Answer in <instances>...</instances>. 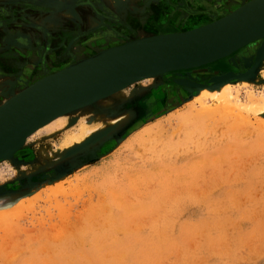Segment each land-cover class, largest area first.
Masks as SVG:
<instances>
[{
	"label": "rangeland",
	"instance_id": "374dc122",
	"mask_svg": "<svg viewBox=\"0 0 264 264\" xmlns=\"http://www.w3.org/2000/svg\"><path fill=\"white\" fill-rule=\"evenodd\" d=\"M1 1L18 14L29 11L26 4L44 8L41 20L55 26L71 7L96 6L94 0ZM138 1L102 0L98 6H106L107 13L123 9L143 14L146 7L139 10ZM181 3L168 0L172 14L179 8L184 12L176 25L193 15L191 6ZM29 19L25 24L45 28L41 39L51 37L50 27ZM140 35L114 36L101 50L71 43L74 57L39 72L33 81ZM256 44L200 67L130 84L87 110L64 114V126L31 134L20 154L0 160V264H264V127L255 112L249 122L236 110L227 114L221 109L205 118L200 131L199 117L188 122L178 118L196 103L200 89L176 82L187 78L211 85L213 76L227 73L218 69L226 60L245 72L255 63ZM8 45L5 40L4 47ZM10 80L0 77V101L4 93L28 84ZM247 81L256 90L264 88V60ZM242 82L234 83L245 101L248 88ZM205 102L217 107L211 99ZM198 104L194 108L200 110ZM82 123L91 133L63 147ZM59 181L68 189L64 197L40 192ZM67 203L71 211L63 214Z\"/></svg>",
	"mask_w": 264,
	"mask_h": 264
},
{
	"label": "water",
	"instance_id": "95a60500",
	"mask_svg": "<svg viewBox=\"0 0 264 264\" xmlns=\"http://www.w3.org/2000/svg\"><path fill=\"white\" fill-rule=\"evenodd\" d=\"M252 1V0H251ZM264 35V0L248 5L206 25L182 32L140 37L85 59L69 70L35 84L0 106V160L45 121L103 96L108 90L145 76L199 67L233 54ZM264 60V41L254 65L245 72H227L210 81L251 77ZM176 82L189 89L202 83L187 78Z\"/></svg>",
	"mask_w": 264,
	"mask_h": 264
},
{
	"label": "flooded vegetation",
	"instance_id": "af4514ba",
	"mask_svg": "<svg viewBox=\"0 0 264 264\" xmlns=\"http://www.w3.org/2000/svg\"><path fill=\"white\" fill-rule=\"evenodd\" d=\"M7 1L10 2L13 0H5V2ZM101 1L102 0H94L96 5L94 7H71V13L63 14L66 16L65 19L61 18L63 23L57 24L54 29H51V37L46 40L43 38L41 39L45 28L42 26L36 27V22L31 25L25 24V22H29L27 19L30 18L29 20L31 21V18H33L37 22L41 21L43 24L48 25L41 20L44 15V13L41 14L45 11L43 10L44 8L41 9L26 4V6H29V11H23L18 14L14 9L9 10L8 6H1L2 1L0 0V77L8 76L11 82H16L17 86L24 85L26 82L28 83L30 80L35 79L39 72L52 71L60 62H69L74 57V52H76L69 49L71 43H75L76 47H84L86 51L91 47H104L112 44L114 36L123 39L137 37L149 27L164 25L169 19L171 24H174L177 17L184 13L183 10L179 8L178 11L176 10L175 13L172 14L174 8L172 5L168 4V0L138 1L139 10H142L143 6L146 7L143 14L130 13L129 10L126 12L123 9L107 13L106 6L101 3L102 7L100 8L98 6V2ZM172 1L175 2V4L181 3V0ZM182 1V5L187 3L191 6V9L196 11L199 9L205 11L207 5L212 7L215 6L217 8H214V16L224 14L231 5H234V3L224 0H222V3H220V0ZM223 1L226 2L225 5H223ZM91 2V0H88L87 4ZM157 2H159V7L161 8L158 14L164 16L165 19H156L158 14L155 13L154 8ZM6 14H11V17L8 18L4 16ZM203 19L209 21L207 17ZM197 21L198 19L194 22L196 23ZM97 22L101 23L100 25L98 24L99 27L90 29L93 26H97ZM5 40H8L9 43V47L7 48L4 47ZM240 58L237 57L235 60H239ZM218 69L226 72H240L238 67L228 63L227 60L225 65L219 66Z\"/></svg>",
	"mask_w": 264,
	"mask_h": 264
},
{
	"label": "bare ground",
	"instance_id": "6f19581e",
	"mask_svg": "<svg viewBox=\"0 0 264 264\" xmlns=\"http://www.w3.org/2000/svg\"><path fill=\"white\" fill-rule=\"evenodd\" d=\"M253 1V0H252ZM251 0H240V1H238L237 3H234V5H231L230 6V8L228 9V11H226L224 14H222V15H220V16H213V12L212 11H210V12H207L208 14H209V16L213 19V21H215V20H219L220 18H223V17H225V16H227L228 14H231L232 12H235V11H237V10H239L240 8H242V7H244V6H246V5H248L249 3H251L252 2ZM213 9V8H212ZM220 12H221V10H220ZM223 12V11H222ZM161 17V16H160ZM219 17V18H218ZM195 21H196V19H195ZM199 21V20H198ZM197 21V22H198ZM213 21H211V22H213ZM208 23H210L209 21H206V23H204V24H202V25H199L198 27H200V26H203V25H206V24H208ZM183 25V24H182ZM187 25V24H186ZM160 26V25H159ZM188 26V25H187ZM157 27V26H156ZM189 27V26H188ZM158 28V27H157ZM197 28V27H196ZM186 29V28H185ZM192 29H194L193 27H192ZM189 30H191V29H189ZM152 31V33H149L148 34V30H144V35H142V38L143 37H147V36H155V35H159V34H169V33H175V32H182V31H188V30H179V28H178V30L176 29V30H174V29H172V31H167V32H165V31H162V32H160L159 33V31H157V30H154V29H152L151 30ZM150 32V31H149ZM158 33V34H157ZM25 41H27V42H29L28 40H25ZM263 41H264V35H262V36H260V37H258V38H256V39H254L253 41H251V42H249L248 44H246L244 47H246V46H250V47H252V45L253 44H255V43H257L258 44V46H257V44H256V48H255V54L257 53V51L259 50V48H260V46H261V44L263 43ZM244 47H242V48H244ZM242 48H240V49H238L237 51H239V50H241ZM237 51H235V52H237ZM234 52V53H235ZM86 55V54H85ZM93 55V54H92ZM92 55H89V56H85V57H79V59H77V60H75V61H73V62H71V63H69V64H67L66 66H63L61 69H55L56 71H54V72H52V73H49V74H47V75H42L43 77H39V79H37V80H32L31 82H28V84L27 85H25V86H23L18 92H12L11 94H8V92H6V93H4L5 94V97H4V99L2 100V101H0V106H2V105H4V104H6L7 102H9L10 100H12V99H14L15 97H17L19 94H21L23 91H25V90H27L28 88H30V87H32V86H34L35 84H39V83H41V82H44L45 80H48L49 78H51V77H53V76H56L57 75V73L56 72H59L60 70H63V69H65L66 71L67 70H69L70 68H71V66H73V65H75V64H77L78 63V65L79 66H81V65H83V64H85L86 62H85V59H87V58H89V57H91ZM256 56V55H255ZM61 63V62H60ZM200 67V66H199ZM175 71H177V70H175ZM170 72H174V71H168V72H160V73H155V74H151V75H148V76H145V77H143V78H140V79H138V80H136V81H133V82H131L130 84H133V83H135V82H137V81H140V80H143V79H150V80H154V79H156V78H159V77H161V76H163V75H165V74H169ZM41 73V72H40ZM44 74V73H43ZM238 80H243V84L248 88V93H247V100L245 99V101H243V99H242V96H241V94H240V90L238 89V86H239V83H234L235 81H232V80H225V81H222V80H217V81H214V82H212V84L211 85H204V86H202L201 88H200V97L197 99V101H196V103H199L200 104V106H201V108H200V110H197V109H195L194 107H196V103H194L189 109H188V111L187 112H185V113H182V114H178V118L179 119H181V120H183L184 122H188L189 121V119L191 118H194V117H199L200 119H201V126H200V128H199V130L200 131H202L203 130V125H202V123H203V121H205V118H207V117H211V116H213L216 112H219V111H221V109H225L226 110V112H227V114L229 113L230 114V112L232 111V112H234V110H236V111H238L239 113H240V115H239V118H241L242 116L243 117H245V120H247V121H249V120H251L250 119V112H255L256 113V120H257V123H258V125L259 126H261V127H264V118L263 117H261V114H263L264 113V88L263 89H261V90H256L253 86H250L249 84L250 83H248V81L247 80H249V77L247 76V77H241L240 79H238ZM130 84H124V85H120V86H117V87H115V88H112V89H110V90H108L103 96H101L100 98H98V99H96V100H93V101H91V102H88V103H86V104H83V105H81V106H78V107H75V108H73V109H70V110H67V111H65V112H63V113H61V114H59V115H57V116H55V117H53V118H50L49 120H47V121H45L43 124H41L39 127H37L31 134H38V133H40V132H47V131H52V130H54V129H58V128H61V126H64V124H65V122L67 121V117H65V115L64 114H67V113H70V112H73V111H76V110H78V109H81V108H84L85 107V109H86V107L87 106H90V105H93V104H95V103H97V102H99V101H101V100H103V99H105V98H107L108 96H110V95H112V94H114L115 92H117V91H119V90H121V89H123V88H125V87H127V86H129ZM205 84V83H204ZM3 97V96H2ZM205 99H211L213 102H215L216 103V105H217V107L216 108H213V107H210L209 105H207V103L205 104V103H203V101H205ZM198 104V105H199ZM104 106V105H103ZM96 107V106H95ZM94 107V108H95ZM106 107V106H105ZM101 108H103V107H101ZM87 110V109H86ZM89 110V109H88ZM228 110V111H227ZM232 112H231V114H232ZM237 112V113H238ZM75 113V112H74ZM104 113V112H103ZM224 114H225V112H223ZM222 113V114H223ZM238 113V114H239ZM242 113V114H241ZM218 114V113H217ZM129 115H130V113H129ZM236 114H234V116H235ZM125 116V115H124ZM127 116H128V114H127ZM241 116V117H240ZM216 117V116H215ZM225 117V116H224ZM223 117V118H224ZM119 119V118H118ZM82 120V119H81ZM188 120V121H187ZM211 120V119H210ZM244 120V121H245ZM208 122H209V120H207ZM212 121V120H211ZM246 121V122H247ZM110 122H112V121H110ZM109 122V123H110ZM116 122V121H115ZM207 122V123H208ZM250 122V121H249ZM113 123V122H112ZM83 124V123H82ZM85 124V123H84ZM82 125L81 126V128H80V130H79V133H75V134H73V135H68V137L65 139V141L63 142V144H62V146L63 147H69L70 145H72L73 143H78V142H80L81 140H83L84 138H85V136H87V135H89L88 133H91V131H92V129H90V127H88V126H86V124L85 125ZM211 124V123H210ZM216 127V126H215ZM98 129V128H97ZM96 129V130H97ZM216 130V129H215ZM30 134V135H31ZM29 135V136H30ZM29 136H27L22 142H21V144L19 145V146H17V148L15 149V151H13L9 156H7L6 157V159H12V158H14L13 156L14 155H18V151H20L22 148H23V146H24V144H25V142H26V140H27V138L29 137ZM147 136V135H146ZM62 149V148H61ZM47 152V151H46ZM21 153V152H20ZM19 153V154H20ZM50 153V152H49ZM5 159V158H4ZM63 180V179H62ZM46 186V185H45ZM71 186V185H70ZM69 187V186H68ZM66 190H68L67 188H66V186H65V183H64V181H59V182H57V183H54V184H50V185H47L46 187H45V189L43 188V190L42 191H40V192H42V193H45V194H49V196H55V198H56V196H59V195H61L62 197H64L65 196V194H67V193H65L66 192ZM115 192V191H114ZM119 194V193H118ZM228 194V193H227ZM64 195V196H63ZM66 196H68V195H66ZM52 198H54V197H52ZM51 199V198H50ZM57 199V198H56ZM67 199V198H66ZM55 200V199H54ZM65 200V199H64ZM103 200H105L104 198H103ZM51 201V200H50ZM57 203L59 202L58 200H55ZM65 201H67V200H65ZM76 201V200H75ZM61 202V201H60ZM104 202V201H103ZM102 202V203H103ZM51 203V202H50ZM55 203V202H54ZM70 203V202H69ZM212 203V202H211ZM56 205H58V204H56ZM60 205V204H59ZM69 204L67 203V204H65V206H67V207H69L68 206ZM62 208L63 207H65V206H62V204L60 205ZM59 206V207H60ZM72 206V205H71ZM102 206H105L104 204L102 205ZM70 208L71 207H69L68 209H66L65 208V210H67L68 212L67 213H63V214H69V212L71 211L70 210ZM73 208V207H72ZM104 208V207H103ZM61 210V209H60ZM105 210V209H104ZM62 211H63V209H62ZM59 212H61V211H59ZM48 213V212H47ZM61 214H62V212H61ZM60 214V215H61ZM75 214V213H74ZM51 215V214H50ZM41 216H42V214L40 215V218H41ZM62 216H64V217H66L67 215H62ZM69 216V215H68ZM71 216V215H70ZM44 217V216H43ZM38 218V217H37ZM39 219V218H38ZM65 219V218H64ZM68 219V218H67ZM62 220H63V218H62ZM38 221H40V219L38 220ZM37 221V222H38ZM42 221V220H41ZM44 221V220H43ZM43 221H42V224L41 225H43ZM49 221H51V220H49ZM72 221V220H71ZM31 222H32V220H31ZM36 222V223H37ZM51 222H54V221H51ZM56 222V221H55ZM54 222V223H55ZM66 223L68 222L67 220L65 221ZM64 222V224L65 225H68V224H66ZM57 223V222H56ZM48 224V223H47ZM63 224V225H64ZM76 224V223H75ZM33 225V224H32ZM50 226H51V224H50ZM74 226V225H73ZM83 226V225H82ZM85 226V225H84ZM83 226V227H84ZM67 228H69L68 226H67ZM81 228V227H80ZM70 229V228H69ZM2 230V229H1ZM10 230V229H9ZM36 230V229H35ZM66 230V229H65ZM96 230V229H95ZM85 231V230H84ZM20 232V231H19ZM83 232V231H82ZM11 233V232H10ZM81 233V232H80ZM79 234V233H78ZM59 236V235H58ZM57 236V237H58ZM97 239V238H96ZM82 240H83V238H82ZM100 240H102V239H100ZM84 241H85V239H84ZM99 244V243H98ZM96 245V244H95ZM125 248V247H124ZM125 250V249H124ZM124 250H122V252L124 251ZM52 251V250H51ZM134 251V250H133ZM53 252V251H52ZM39 253V252H38ZM49 253H50V251H49ZM124 253V252H123ZM131 253V252H130ZM106 255H107V253H106ZM123 254H121L120 256H122ZM119 256V257H120ZM26 258V257H25ZM31 258V257H30ZM105 258H107V257H105ZM28 259V258H27ZM68 260V259H67ZM103 260H104V258H103ZM106 260V259H105ZM33 261V260H32ZM21 262V261H20ZM31 262V261H30ZM49 263V262H48ZM47 264V263H46ZM54 264V263H53Z\"/></svg>",
	"mask_w": 264,
	"mask_h": 264
},
{
	"label": "crops",
	"instance_id": "0c3cea01",
	"mask_svg": "<svg viewBox=\"0 0 264 264\" xmlns=\"http://www.w3.org/2000/svg\"><path fill=\"white\" fill-rule=\"evenodd\" d=\"M238 1H240V0H234V2H230V3H237ZM160 6V4H159V2H157L156 4H155V8H154V11H155V13L156 14H158V12L159 11H161V8L159 7ZM190 8V7H189ZM213 8V9H212ZM214 8H217V7H215V6H210V5H207V9L205 10V11H203V10H201V9H199V10H192L193 12H190V13H192L193 15H191V16H189L188 17V21L187 22H184V23H180L181 25H176V22L178 21V19L177 20H175V22H174V24H171V22H170V19H169V21H166L168 24H164V25H156L155 27H149L147 30H148V34H149V31H151L152 29H154V30H157V31H159V33L160 32H162V31H165V32H169V31H172V29H174V30H178V28H177V26H179V30H189V29H192V27L193 28H196V27H198L199 25H202V24H204V23H206V19H203L204 17H207V18H209V22H211V21H213V19L209 16V14L207 13V12H210V11H212L213 12V16H214V12H215V9ZM161 15H157V18L156 19H159V18H161V19H165V17L164 16H161ZM219 18V17H218ZM195 19L197 20H199L198 22H194L195 21ZM202 19V20H201ZM43 21V20H42ZM55 22H48L47 24L48 25H46V24H44V25H46L47 27H50V29H54L56 26H55V24H54ZM49 24H51V26H49ZM183 24V25H182ZM189 26H187V25ZM151 25V24H150ZM155 25V24H154ZM186 28V29H185ZM144 32H142L141 33V35H140V37H142V35H144L143 34ZM158 34V33H157ZM139 37V38H140ZM102 48V47H101ZM100 49V48H99ZM101 50V49H100Z\"/></svg>",
	"mask_w": 264,
	"mask_h": 264
}]
</instances>
